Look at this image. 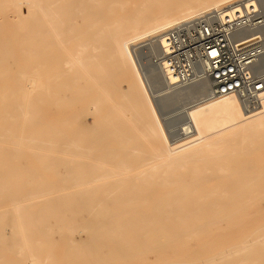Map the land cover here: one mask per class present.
<instances>
[{"label":"bare ground","instance_id":"obj_1","mask_svg":"<svg viewBox=\"0 0 264 264\" xmlns=\"http://www.w3.org/2000/svg\"><path fill=\"white\" fill-rule=\"evenodd\" d=\"M236 1L0 0V264H264V95L161 113L130 47Z\"/></svg>","mask_w":264,"mask_h":264},{"label":"built area","instance_id":"obj_2","mask_svg":"<svg viewBox=\"0 0 264 264\" xmlns=\"http://www.w3.org/2000/svg\"><path fill=\"white\" fill-rule=\"evenodd\" d=\"M130 47L152 95L203 86L206 89L196 96L197 101L235 94L246 111L262 103L263 0H237L228 6L203 11L158 35L131 43ZM168 133L171 142L176 143L190 136V119L181 120L172 131L168 128Z\"/></svg>","mask_w":264,"mask_h":264},{"label":"rangeland","instance_id":"obj_3","mask_svg":"<svg viewBox=\"0 0 264 264\" xmlns=\"http://www.w3.org/2000/svg\"><path fill=\"white\" fill-rule=\"evenodd\" d=\"M187 89V90H186ZM183 88V89H176V90H174V91H172V92H168V96L163 92V93H161L160 94V96H157V98H156V103H157V106H158V108H159V111L162 113L163 111H166V108H162V106H165L166 105V100H167V106H165V107H167V109H169V107H175V105H173L172 106V104H176L177 103V105L176 106H178V105H186V104H189V103H193V102H195V101H197L198 99L196 98V96H199L202 92H203V90H204V88H203V86H192V87H189V88ZM202 91V92H201ZM196 93V94H195ZM166 96H165V95ZM183 95V96H182ZM193 95V96H192ZM162 97V98H161ZM172 99V101L173 100H175L177 97H178V99L176 100V102H171V99ZM173 97H175L174 99H173ZM161 99V100H160ZM182 99H183V101L185 100V102L183 103L182 102ZM180 100V101H179ZM164 101V102H163ZM168 101H169V103H168ZM178 101H179V104H178ZM186 101H187V103H186ZM162 102L165 104V105H163L162 104ZM170 103H172L171 105H170ZM162 105V106H161ZM164 109V110H163ZM182 118V117H181ZM172 120H174V119H172ZM176 121H177V118L175 119ZM164 126H165V124H164ZM23 186L24 184L22 183V182H16V183H13V182H11V183H6V187L7 188H9V187H13V186ZM31 185H33V183H30V184H27V186H31ZM55 187H60V185L58 184V185H55ZM55 189H57V188H55ZM1 204L2 203H0V207H1ZM56 249H57V252L59 253L58 254V256H61V253H62V250H63V246L61 245V244H59V245H57L56 246ZM151 257V256H150ZM152 258V257H151ZM117 264H124L123 263V261L122 260H118V262H117Z\"/></svg>","mask_w":264,"mask_h":264}]
</instances>
